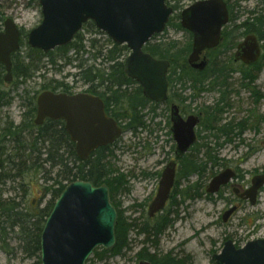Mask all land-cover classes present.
<instances>
[{"label": "rangeland", "instance_id": "obj_1", "mask_svg": "<svg viewBox=\"0 0 264 264\" xmlns=\"http://www.w3.org/2000/svg\"><path fill=\"white\" fill-rule=\"evenodd\" d=\"M197 1L170 0L168 5L177 6L178 15ZM230 2L237 5L235 14L240 18L236 26H240L248 18L262 16L264 21V0ZM6 20H12L22 35L26 34L22 39L20 63L22 65V62L26 61L32 64L29 58L31 48L28 45V34L38 28L43 21L40 1L0 0V33L3 32ZM176 23L180 24V19ZM253 30L255 31L247 35L243 33L244 30H237L234 39L232 36L233 44L229 50L223 52L220 50L212 57L206 52L211 64L214 63L213 69L226 67V80H218L220 84L218 85L217 81L212 79L209 90L201 94H193L189 88L178 93H182V98L188 99L183 106L179 105L183 117L194 115L201 118L196 129L198 141L188 156L204 159L207 150H203V145H207L217 161L216 163L209 161L206 173L201 176L185 178L180 177L178 173L176 188L180 193H177L179 195L176 198L170 199L166 209L157 217L150 219L148 209L156 197L162 170L170 161L176 160V143L171 133L169 105L155 108L148 106L140 119L145 127L140 129L142 126L134 123L135 128L125 130V134L112 146L108 156L112 161L115 176L122 177L123 185L110 202L118 207L128 223L135 222V228L129 236L130 246L123 250L120 256L99 261L93 258L94 253L100 249L98 248L90 258H93L90 264H138L141 260L149 261L150 258L157 260L167 255H171L175 260L184 261V264H216L213 257L222 252L227 241H233L237 248H242L248 242L264 240V187L259 191L255 206L249 201H242L235 193V190L244 193L250 189L253 178L264 175V33H262L264 24L260 31L257 28ZM81 33L84 36L83 44L89 46L91 40H97V47L104 56L112 48L113 42L111 41V44L105 35H95L88 32L87 28ZM250 35L258 40L261 58L256 64L246 66L241 62H235L234 55L237 46ZM189 38L187 32L168 26L162 35L157 36L156 41L151 42L152 44L175 42L181 49L187 46ZM129 55L130 53L126 59ZM68 57L71 62L65 58L55 59L54 65L44 58L31 79L22 81L14 77L13 83L17 82L14 87L4 83L2 91L6 94L0 100V129L8 123H14L15 126L24 123L25 119H28L26 98L35 97L37 100L44 92L42 87L48 86L50 80L72 87L74 94L85 90L86 84L76 76L80 72L79 65H92L91 54L85 53L81 59H77L78 57L71 52ZM32 58L36 61L38 56L34 55ZM5 76L6 73L3 74L4 78ZM177 90L179 87L175 88V93ZM209 108L221 110L215 119L212 118L214 119L212 122H208L205 115ZM209 123L212 129L206 130ZM226 125H229V128H224ZM228 131L229 139L224 135ZM208 137L210 139H207ZM216 143L223 147L218 148ZM11 147H8L9 154L12 152ZM178 161H180L178 169L181 172V169H185V162L181 159ZM5 168L11 175L16 174L14 171L16 167L6 165ZM227 169L234 171L237 177L218 194H207L206 190L211 180ZM55 174L56 172L51 174L29 172L0 183L1 201L14 200L20 204V212L39 214L50 200V196L44 197L45 178H55ZM231 208H237V211L225 224L222 217ZM42 220L39 222L40 225ZM165 221L167 225L160 236L147 240L138 233L144 225L152 230L157 223L164 224ZM30 223L32 224L31 221ZM31 224L25 228H31ZM25 228L7 229L6 234L3 232L0 234V264L41 263L40 254L31 256L26 252V249L30 248V239L23 233V230L26 231ZM142 251L145 259L139 257Z\"/></svg>", "mask_w": 264, "mask_h": 264}, {"label": "water", "instance_id": "obj_2", "mask_svg": "<svg viewBox=\"0 0 264 264\" xmlns=\"http://www.w3.org/2000/svg\"><path fill=\"white\" fill-rule=\"evenodd\" d=\"M168 0H40L43 21L28 36L32 49L44 54L70 44L83 25L93 22L118 45L131 51L124 70L126 76L143 89L146 99L157 104L168 100L167 74L170 63L156 60L144 52V47L163 34L173 15ZM229 22V12L223 0H206L187 8L181 16V27L193 35L192 53L188 64L204 71L208 63L202 54L218 47L223 28ZM21 32L12 20H6L0 33V65L5 68V83L13 81V55L20 49ZM255 36H248L239 45L235 60L250 66L260 58ZM65 122V130L75 144L79 160L87 161L100 148L113 145L122 135L117 122L105 113L101 99L88 94H56L44 92L37 99L36 126L46 120ZM172 133L177 145V157H183L197 142L196 128L200 118L181 117L179 108H171ZM176 163H170L162 174L158 193L148 210L154 218L164 210L175 182ZM236 177L227 169L214 177L206 193L216 195ZM264 187V175L252 179L250 189L236 195L255 206ZM237 208L226 212V224ZM117 211L109 199L106 187L95 188L90 183L75 182L68 186L56 202L41 234L42 264H86L94 251L102 247L111 250L116 245ZM216 264H264V240H254L238 249L227 241ZM139 264H150L141 261Z\"/></svg>", "mask_w": 264, "mask_h": 264}, {"label": "trees", "instance_id": "obj_3", "mask_svg": "<svg viewBox=\"0 0 264 264\" xmlns=\"http://www.w3.org/2000/svg\"><path fill=\"white\" fill-rule=\"evenodd\" d=\"M228 8L232 14V21L234 23L231 32L230 27L225 28L223 31L224 38V51L229 50L232 42V36L234 39V34L237 30H244L245 35L251 34L254 28L261 30L264 21L261 17L248 18L240 26H236L237 21L240 17L235 14L234 5L227 1ZM175 15L170 19L168 26L173 27L175 30L183 31L180 24L176 23L180 19V14L176 15L178 7H173ZM87 28L88 32H93L95 34H100L93 23H88L84 26ZM83 28V30H84ZM262 32V31H261ZM233 33V34H232ZM264 33V32H262ZM189 35V42L185 48L177 47L178 44L173 42L172 44L160 42L157 44H152L150 42L145 48L146 53L151 54L154 58L159 60H167L171 63V68L168 74V82L170 87V100L176 104L183 106L185 101L188 99L182 98V93L186 89L190 90L193 94H201L209 90L210 81L215 79L226 80V67L213 69L212 67L207 68L203 72H198L192 70L188 66L187 56L189 57L192 51V36ZM261 35V34H260ZM26 36L23 33L22 39ZM21 39V44H22ZM155 37L152 41H156ZM111 42V41H109ZM31 50V56L29 57L32 64L26 63V61L20 63V52L14 55V77L18 80L27 81L32 78L33 73L38 70L39 64L45 58L48 59L53 65L56 64L55 59H69V54L72 52L77 59H81L83 55L91 54L92 65L86 66L85 64L79 65L80 69V80L87 85H91L95 89H101L103 93L100 96L106 104V112L109 116L115 118L121 125L124 126L125 130H131L135 127L134 123L138 126L145 127V124L140 120L141 113L148 107L149 100H145L142 95V89L137 88L132 91L137 83L129 79L125 75L124 63L127 55L130 53L126 46L113 45L111 50H108L106 56L103 55L102 51L97 47V40H91L89 46L83 44V34L80 33L75 37V40L65 46L56 49L54 52L49 54H43L39 50ZM217 50L216 52H219ZM215 51L210 52L212 57ZM37 55L38 59L33 60V56ZM105 57V58H104ZM84 63V62H82ZM212 66L214 63L212 62ZM5 70L0 66V100L4 98L5 92L2 91L4 87V77L3 74ZM77 77V76H76ZM50 84V85H49ZM17 82L12 83L10 86L14 87ZM127 89L124 90L123 88ZM179 87V90L175 93V88ZM51 90L52 92H57L62 90L64 93L71 94L70 87L62 82H56L50 80L48 86H43L42 91ZM131 90V91H130ZM2 96V97H1ZM193 98V97H192ZM36 98L27 97L28 102L27 116L24 123L15 126L14 123H8L3 129H0V183H5L11 178H17L20 174H26L31 172H40L43 174H51L56 172L55 178L50 177L46 179V186L44 189V197L50 196V200L46 204L45 208L39 214H28L20 212V204L15 203L14 200L1 201L0 198V234H6L7 229H24L29 227L30 221L32 222L31 228H25L23 230L27 239H30V248L26 249V252L31 256H38L41 252V233L43 231L44 225L47 218L50 216L54 209L55 203L60 198L63 191L74 182H87L91 183L94 187L100 188L106 186L109 189V193L113 200L114 195L123 185L122 177L120 175L115 176L114 170L112 168V161L109 159L108 152L112 148L111 146L101 148L95 151L91 158L82 162L79 160L74 151V144L70 141L68 134L64 129V123L60 121L47 120L43 126L36 127L34 125V118L36 116ZM192 100V99H191ZM128 108L130 110H128ZM204 111V110H203ZM221 110H215L209 108L205 115H207L208 122H212L217 114ZM214 118V119H212ZM224 128H229V125L224 126ZM210 128V123L206 126V130ZM214 130V128H213ZM226 138H230V132H225ZM216 139H220L218 136H214ZM207 139H210L208 137ZM12 145V147L10 146ZM196 145V144H195ZM193 146L192 150L195 148ZM218 148H222L223 145L216 143ZM8 147L12 148V152L9 154ZM207 150L204 153V159H199L197 157H189L188 154L185 155L181 160L185 162L184 168L179 172L180 177L189 178L194 175H203L206 173L207 163H216L217 159L214 153L208 148L207 145H203V150ZM112 159V158H111ZM6 165H10L14 168L16 174L11 175V172L6 171ZM47 169L50 171L48 172ZM67 183V184H66ZM49 184V186H47ZM175 188L172 198H176L177 193L180 191ZM118 213V219L115 228L116 234V245L112 250L98 249L93 258L102 261L105 258L120 256L123 250L128 249L130 246L129 236L131 231L135 228L134 223H128L124 216L120 213L118 207L113 205ZM18 217V218H17ZM42 220V224L39 222ZM35 220V221H33ZM2 221V222H1ZM24 224V225H23ZM167 222L164 224L157 223L152 230L148 226L144 225L143 228L139 230V235L145 236L147 240L151 237L160 236L164 227H166ZM139 257L145 259L146 256L142 251L139 253ZM92 258V259H93ZM90 259L87 264H90L93 260ZM152 264H184V261L175 260L171 255L164 256L163 258H158L154 260L149 259ZM38 264H41L38 262Z\"/></svg>", "mask_w": 264, "mask_h": 264}, {"label": "flooded vegetation", "instance_id": "obj_4", "mask_svg": "<svg viewBox=\"0 0 264 264\" xmlns=\"http://www.w3.org/2000/svg\"><path fill=\"white\" fill-rule=\"evenodd\" d=\"M200 1H202V0H200ZM225 3H226V5H227V9H228V12H229V22H228V24L223 28V30H222V33H221V39H220V43H219V45H218V47H216L215 49H212V50H207V51H205L203 54H202V57H201V60H203L204 58L206 59V61H207V63H208V65H207V67L205 68V70L207 69V68H209V67H212V64H211V61H210V58H208L207 57V55H206V52L208 53V54H210V52H212V51H217V50H219L220 48H221V50H222V52H223V45H224V38H223V31L225 30V28H227V27H230V29L232 30L234 27H233V25H234V23H231V21H232V14L230 13V11H229V8H228V3H227V1L228 0H223ZM199 2V1H198ZM185 10V9H184ZM191 35V34H190ZM192 36V42H193V35H191ZM21 40V39H20ZM240 45V44H239ZM239 45L237 46V48H236V52H237V49H238V47H239ZM215 52H213V53H215ZM221 52V53H222ZM17 54V53H16ZM15 54V55H16ZM261 58V57H260ZM260 58H259V60H260ZM158 60V59H157ZM258 60V61H259ZM164 61H167V60H164ZM234 61L235 62H240V61H236L235 60V55H234ZM167 62H169V61H167ZM170 63V62H169ZM242 63V62H241ZM211 64V65H210ZM170 68H171V63H170ZM192 70H195V69H193L192 67H190ZM169 71H170V69H169ZM195 71H197V70H195ZM13 81H14V79H13ZM13 83V82H12ZM11 83V84H12ZM137 83V82H136ZM10 84V85H11ZM86 87H85V90L84 91H82L81 93H76V94H88V95H91V96H94V97H97V98H99V99H101L102 100V102H103V104H104V106H105V113H106V115L109 117V118H111V119H113L115 122H117V124H118V126H119V128L122 130V133H123V135L125 134V129H124V126L123 125H121V123L120 122H118L115 118H113V117H111V116H109L108 114H107V112H106V104H105V102H104V100L100 97V96H98V95H100L101 93H103V91L101 90V89H95V88H93L91 85H85ZM137 88H141L142 89V87L137 83V85L133 88V90L132 91H135ZM124 90H126L127 88L126 87H124L123 88ZM48 91H51V90H48ZM68 91H70L71 92V94H69V95H74V92L72 91V87H70V90H68ZM131 91V90H130ZM52 92V91H51ZM58 93H63L62 92V90H59V92ZM64 94H67V93H65L64 92ZM142 95H143V89H142ZM169 95H170V87L168 88V100L164 103V104H162V105H165V104H167V105H169V107H170V115H171V108L173 107V106H177L178 108H179V113H180V115H181V117H183V115H182V112H181V109H180V107H179V105H177L176 103H174L173 101H171L170 100V97H169ZM143 97H144V95H143ZM144 99L145 100H147L145 97H144ZM148 106H152L153 108H155V107H159L161 104H156L155 102H151V101H149L148 103ZM36 108H37V103H36ZM128 110H130L129 108H128ZM153 110V109H152ZM143 113H141V115H142ZM36 118H37V112H36V116H35V120H36ZM184 118V117H183ZM35 120H34V125H35ZM49 120V119H48ZM47 121V120H46ZM45 121V122H46ZM51 121H53V120H51ZM44 122V123H45ZM56 122V121H55ZM60 122H63V121H60ZM44 123H43V125H44ZM64 123V129H65V122H63ZM43 125H41V126H43ZM36 126V125H35ZM41 126H36V127H41ZM66 131V130H65ZM66 133H67V131H66ZM68 134V133H67ZM122 135V136H123ZM69 136V135H68ZM69 138H70V136H69ZM70 141H71V139H70ZM72 142V141H71ZM73 143V142H72ZM115 145V144H114ZM113 146V145H112ZM111 146V147H112ZM111 149V148H110ZM74 151H75V145H74ZM92 156V155H91ZM91 156H90V158H91ZM175 156H176V152H175ZM89 158V159H90ZM178 160H180V159H178V157L176 156V160H173V161H170L165 167H164V169L162 170V172H161V174H160V181H161V178H162V174H163V172H164V170L166 169V167L170 164V163H173V162H175L176 163V170H175V182H174V186H173V188H172V190H171V193H170V197H169V200H168V202H167V204H166V206H165V208H164V210L166 209V207H167V205H168V203H169V201H170V199H172V196H173V194H174V191H175V188H176V185H177V176H178V173L180 172V169H178L179 168V163H180V161H178ZM83 162V161H82ZM234 172V171H233ZM236 174V173H235ZM236 177H237V174H236ZM235 177V178H236ZM160 181H159V185H160ZM158 189H159V186H158ZM109 190V189H108ZM157 193H158V191H157ZM241 193L239 192V194L238 195H240ZM157 195V194H156ZM109 198H110V200H112V198H111V195H110V193H109ZM113 201V200H112ZM243 201V200H242ZM114 205V204H113Z\"/></svg>", "mask_w": 264, "mask_h": 264}]
</instances>
